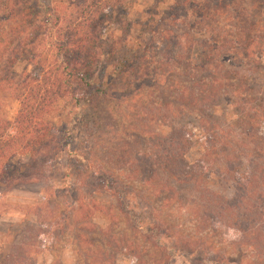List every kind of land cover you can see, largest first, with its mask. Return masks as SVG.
Masks as SVG:
<instances>
[{
  "label": "trees",
  "instance_id": "16d2710c",
  "mask_svg": "<svg viewBox=\"0 0 264 264\" xmlns=\"http://www.w3.org/2000/svg\"><path fill=\"white\" fill-rule=\"evenodd\" d=\"M67 8L71 10L68 16L55 17L52 23L46 21L48 45L60 60L51 68H39L38 76L25 72L19 76L12 68L19 61L17 57L24 55L15 50L16 45L23 48L18 46L22 44L18 38L22 30L15 21L19 8L9 0L0 3V95L8 93L18 102L11 121L0 116V185L16 181L25 168L36 165L42 153L55 144L51 159L61 157L70 166L75 165V188L83 195L105 193L112 197L117 210L159 252L160 264H170L178 256L188 258V264H229L222 260V254L214 252L215 243L209 240L176 242L163 223L140 222L129 208L130 190L114 170L96 164L91 150L83 147L86 153L76 154L70 142L55 143L57 128L50 117L58 101L68 99L77 116L78 126H72L74 133L72 128L68 130L69 137L73 139L81 129L90 137L95 127L92 116L98 109L96 100H109L112 82L124 81L125 88L141 94L145 81L159 87L160 81L166 80L165 93L173 96L156 102L160 108L156 110V120L170 131L160 134V141H156L159 152L154 146L156 152L147 158L145 167L139 155L129 157L133 166L130 173L140 174L149 190L166 193L164 206L182 189L194 192L190 201L195 216L193 227L213 238L227 237L230 246L247 254L242 260L245 264H264V74H257L264 73V68H235L240 63L236 60L247 59L246 52L238 57L237 45L226 48L215 40H198L200 51L193 54L192 62V44L188 40L180 45L187 56L174 55L171 63L176 67L164 76L157 68H143L141 40L124 54L123 39L105 33L110 27L131 30L127 22L121 21L122 0H74L67 3ZM45 14L50 15L48 11ZM59 21L61 26L55 32L58 38L52 41V31ZM219 60L228 61V68H219L220 63L215 64L217 68H207ZM102 64L111 67V81L101 80L98 84L97 68ZM180 64L184 66L177 68ZM254 73L257 75L252 76ZM182 118L189 120L182 123ZM90 143L86 148L91 147ZM193 145L199 149L198 157L190 163L188 153ZM218 184L227 186L230 194L216 191L214 186ZM71 190L65 196L69 212L72 217L76 212L85 216L94 206L89 197L79 201ZM150 201L144 202L148 210ZM81 230L76 238L83 242ZM12 258L0 264H15Z\"/></svg>",
  "mask_w": 264,
  "mask_h": 264
},
{
  "label": "rangeland",
  "instance_id": "374dc122",
  "mask_svg": "<svg viewBox=\"0 0 264 264\" xmlns=\"http://www.w3.org/2000/svg\"><path fill=\"white\" fill-rule=\"evenodd\" d=\"M9 1L19 8L15 21L22 30L18 35L22 44L18 46L23 48L16 45L15 50L17 54H24L17 57L19 61L12 68L19 76L23 72L38 76L39 68H51L60 60L55 49L48 45L46 21L52 23L55 17L68 16L71 10L67 3L74 0ZM122 5L121 21L127 22L131 30L126 32L127 29L110 27L105 33L123 39L124 54L141 40L143 68H157L158 73L166 76L165 72L176 67L171 63L174 55L187 56L180 45L188 40L192 44V62L193 54L200 51L199 41L210 43L215 40L226 48L237 45L238 57H243L242 52H246L247 59L236 60L240 65L235 68H264V0H122ZM45 11L49 12V17ZM2 16L0 11V18ZM60 22L52 31V41L58 38L55 32L61 26ZM216 63L221 64L219 68H228L229 65L228 61L219 60L212 61L207 68H217ZM182 66L177 65V68ZM97 70L98 84L101 80L104 83L111 81L109 65L102 64ZM257 74L263 76L264 73ZM123 83L109 85L112 89L109 100H96L98 109L92 116L95 127L91 129L90 137L82 133L86 131L84 129L77 131L73 139L69 137L68 130L78 126L77 116L68 99L58 101L50 117L57 128L55 143L57 140L70 142L76 154L86 153L83 147L91 150L93 160L97 159L96 164L114 170L130 190L127 194L129 208L139 216L140 222L163 223L176 242L209 240L215 243L213 248L218 252H214L223 255V261L245 264L242 260L247 254L230 246L227 237L213 238L193 227L195 216L190 201L194 199V192L182 189L176 199L164 206L162 201L166 193L149 190L142 183L140 174L130 173L133 166L129 157L139 155L145 167L147 158L156 152L154 146H159L156 141H160V134L170 131L156 120L159 116L156 110L160 109L156 102L171 100L173 95L165 93L166 80H161L159 87L145 81L141 94L132 92L130 87L125 88ZM17 109L18 102L13 97L8 93L0 95L1 117L11 121ZM188 120L182 118L180 122ZM72 130L74 133V128ZM193 133L197 132L193 130ZM89 143L91 147L88 149ZM53 150H56L55 144L42 153L36 165L25 168L16 181L0 185V262L13 256L10 261L15 264L19 259L22 264H160L159 252L140 234L134 223L117 210L114 199L105 193L83 195L78 187L75 188V165L70 166L61 157L51 159ZM157 150L159 152V148ZM198 150L193 145L188 162L198 157ZM214 187L216 191L230 194L227 186L218 184ZM71 189L79 201L89 197L90 205L94 206L85 216L76 212L72 217L69 212L65 196L71 194ZM146 199L151 200L149 210L144 205ZM79 229H83V242L76 238ZM187 262L188 258L178 256L172 258L170 264Z\"/></svg>",
  "mask_w": 264,
  "mask_h": 264
}]
</instances>
